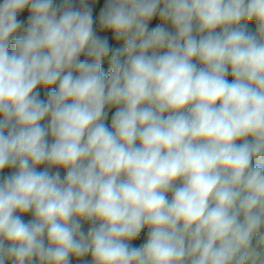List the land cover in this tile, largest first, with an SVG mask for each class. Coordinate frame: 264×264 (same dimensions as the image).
<instances>
[{"label":"clouds","instance_id":"1","mask_svg":"<svg viewBox=\"0 0 264 264\" xmlns=\"http://www.w3.org/2000/svg\"><path fill=\"white\" fill-rule=\"evenodd\" d=\"M96 2L0 0V264H264V0Z\"/></svg>","mask_w":264,"mask_h":264},{"label":"crops","instance_id":"2","mask_svg":"<svg viewBox=\"0 0 264 264\" xmlns=\"http://www.w3.org/2000/svg\"><path fill=\"white\" fill-rule=\"evenodd\" d=\"M106 2H107V0H99V1H97L94 5H92V7H93V15H94V17L97 18V20H98V17H99L100 10H101V8L105 5ZM62 3H63V0H56V4H57V5H61ZM24 15H25V13H24ZM168 26H169V28H170V25H168ZM246 29H247L249 32H253V33H254L255 30H256V25H255V23H254V22L247 23ZM10 51H11V49H10ZM229 77H230V76H229ZM229 77H228V78H229ZM115 110H116L115 108L108 109L109 113H110V112H114ZM49 138H50V137H49ZM50 140H51V138H50ZM45 167H46V166H40L37 170H38V171H43V170H45ZM13 171H14V169H5L3 175H11ZM49 171H55V169H50ZM61 171L63 172V170H61ZM24 219H26V220H30V219H32L31 214L26 215V216L24 217ZM83 227H84L85 230H87V228H88L87 224H85ZM134 246H135V245H134ZM137 246H139V244H137ZM86 260H90V257L86 258ZM72 264H79V262L76 261V260L73 258Z\"/></svg>","mask_w":264,"mask_h":264},{"label":"built area","instance_id":"3","mask_svg":"<svg viewBox=\"0 0 264 264\" xmlns=\"http://www.w3.org/2000/svg\"><path fill=\"white\" fill-rule=\"evenodd\" d=\"M54 4L57 5V4H56V0H54ZM25 15H27V13H25ZM155 23H156V20L153 22V24L150 25V27H151V26H154ZM245 26H247V24H246ZM168 27H169V26H168ZM101 35H105V33H101ZM110 42H112V41H111V37H110ZM122 43H123L122 41H121L120 43H113V47H121V46H122ZM81 58H82V57H81ZM107 69H108V64H107V61H105L104 64H103V66H102V70H103L105 73H107ZM106 111L108 112V117H107L106 123H107L109 126H111V117H112V115L114 114V112H115L116 110H115L114 112H110V113H109L108 109H106ZM170 196H171V194L169 193V197H170ZM87 226H88V225H87ZM146 232H147V229L143 230L142 233H141V236H140L137 240L133 241L132 244L134 245V244H140V243H142V242L144 241L145 237H146Z\"/></svg>","mask_w":264,"mask_h":264},{"label":"trees","instance_id":"4","mask_svg":"<svg viewBox=\"0 0 264 264\" xmlns=\"http://www.w3.org/2000/svg\"><path fill=\"white\" fill-rule=\"evenodd\" d=\"M97 1H99V0H97ZM11 49V48H10ZM230 81H231V79H232V77L230 76L229 78H228ZM51 89H43V88H39L38 89V91L40 92V98L41 99H44L45 101H46V99H47V97H46V92L47 91H50ZM47 121L45 120V121H42V123H46ZM49 140H50V138H49ZM254 163H255V161H254ZM50 170V169H49ZM135 246H137V244H134ZM246 264H251V262L249 261V262H246Z\"/></svg>","mask_w":264,"mask_h":264},{"label":"water","instance_id":"5","mask_svg":"<svg viewBox=\"0 0 264 264\" xmlns=\"http://www.w3.org/2000/svg\"><path fill=\"white\" fill-rule=\"evenodd\" d=\"M154 21H155V20H153L151 24H153Z\"/></svg>","mask_w":264,"mask_h":264}]
</instances>
